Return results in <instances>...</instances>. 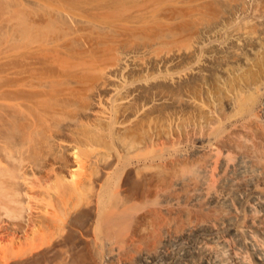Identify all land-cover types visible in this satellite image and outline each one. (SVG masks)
Returning <instances> with one entry per match:
<instances>
[{"label":"rangeland","instance_id":"rangeland-1","mask_svg":"<svg viewBox=\"0 0 264 264\" xmlns=\"http://www.w3.org/2000/svg\"><path fill=\"white\" fill-rule=\"evenodd\" d=\"M263 65L264 0H0V166L19 176L0 188V264H98L108 235L107 264H129L196 226L193 174L212 158L219 175L198 139L263 143Z\"/></svg>","mask_w":264,"mask_h":264},{"label":"bare ground","instance_id":"bare-ground-1","mask_svg":"<svg viewBox=\"0 0 264 264\" xmlns=\"http://www.w3.org/2000/svg\"><path fill=\"white\" fill-rule=\"evenodd\" d=\"M248 87L256 95L254 111L264 132V69ZM262 140V144L255 141L251 145L239 143L236 147L228 146L223 154L218 156L219 148L213 138H199L196 152H207L215 155L219 175L215 183L210 185V169L213 161L212 158H208L205 164L199 166L193 174L195 183L191 192V201L209 214L200 220L196 226L186 230L181 235L173 238L165 237L157 241L152 249L139 251L135 259L129 264H264V139ZM230 150L235 152L234 157L228 156ZM9 153L11 152L3 157L13 158L12 153ZM14 171L0 166V188L3 191H5L2 188L4 187V180L8 178L6 176H9L10 179H16L17 175H14ZM17 177L19 179V176ZM10 179L5 181L8 182ZM81 181L72 184L74 186L72 192L76 196L83 193L87 180L85 183ZM6 182L5 184H7ZM178 185L180 184L175 183L174 189ZM12 190L14 195L19 197L21 191L18 181L14 183ZM72 192L71 194H73ZM7 197L11 202H14L15 198L12 199L8 195ZM171 198L169 193L162 195L163 202H170ZM21 204L23 206L22 202L19 203V206ZM19 206L17 205V209L23 210L25 204L23 207ZM71 210L66 217L71 213ZM33 219H30V222L35 227ZM53 219L51 226L55 227V232L52 240L50 239L52 246L46 250L48 257L55 254V251L61 250L59 247L56 250V247L61 244L64 232V227L61 224L63 220L61 218ZM10 244L13 245V243ZM78 247L75 245V251L78 250ZM99 247L98 264H107L114 259L115 247L110 235L102 240ZM69 263V251L64 250L60 264Z\"/></svg>","mask_w":264,"mask_h":264}]
</instances>
